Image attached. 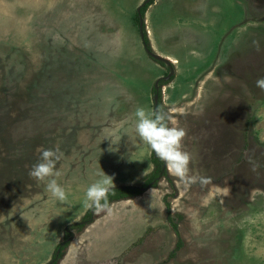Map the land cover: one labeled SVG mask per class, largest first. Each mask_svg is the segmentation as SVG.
<instances>
[{"label": "rangeland", "instance_id": "1", "mask_svg": "<svg viewBox=\"0 0 264 264\" xmlns=\"http://www.w3.org/2000/svg\"><path fill=\"white\" fill-rule=\"evenodd\" d=\"M261 77L264 0H0V264H50L61 243L57 264H264ZM157 94L211 183L179 184L139 140ZM40 149L61 154L64 201L29 176ZM103 171L141 191L110 216L83 207Z\"/></svg>", "mask_w": 264, "mask_h": 264}, {"label": "clouds", "instance_id": "2", "mask_svg": "<svg viewBox=\"0 0 264 264\" xmlns=\"http://www.w3.org/2000/svg\"><path fill=\"white\" fill-rule=\"evenodd\" d=\"M253 43L258 48V42L254 41ZM256 86L264 91V77L256 81ZM134 116L135 132L139 140L150 147L155 156L165 164L169 174L174 176L179 184L189 187L197 180L201 186L211 183V178H197L190 175L192 156L183 149V141L187 133L184 128L171 125L173 119L171 110L165 111L162 108H157L147 111L144 107H137ZM38 151H40V157L32 166L29 176L37 181L47 180V192L56 200L64 201L67 198L66 191L54 178L61 175L60 171L56 169V163L61 158L59 150L40 149ZM146 174L147 171L144 175ZM114 187V178L103 171L100 174V179L88 186L83 207L91 209L96 216L101 214L112 215L113 205L109 202L108 195ZM156 192L157 188L150 190V207L154 206Z\"/></svg>", "mask_w": 264, "mask_h": 264}, {"label": "trees", "instance_id": "3", "mask_svg": "<svg viewBox=\"0 0 264 264\" xmlns=\"http://www.w3.org/2000/svg\"><path fill=\"white\" fill-rule=\"evenodd\" d=\"M153 4V2L149 1L148 3H146V5L144 7L141 8V15L144 17L146 12H147V9L148 7ZM144 43H145V46L150 50V46H149V39L144 31ZM155 163L157 162V159H155ZM158 174V171H156L153 176L154 178L156 179L157 178V175ZM137 193H141V191L138 189V188H133V187H122V188H117V189H113L109 195H108V200L110 203L114 202V201H119V200H123V199H126V198H129L133 195H136ZM167 208H168V212H169V222L170 220H172L171 218V207L170 205H167ZM82 225H80L79 227H81ZM174 230L176 231V233H179V230H178V227L175 226L174 227ZM67 246V243H64V244H60L57 248V251H56V254H55V258H54V261L50 264H57V261L63 256V252H64V249L66 248Z\"/></svg>", "mask_w": 264, "mask_h": 264}, {"label": "water", "instance_id": "4", "mask_svg": "<svg viewBox=\"0 0 264 264\" xmlns=\"http://www.w3.org/2000/svg\"><path fill=\"white\" fill-rule=\"evenodd\" d=\"M148 2V1H147ZM146 2V3H147ZM146 3H144L143 5H141V7L139 8V13L141 11V8L144 7L146 5ZM145 18L140 14V31H141V36H142V39L144 41V28H145ZM148 53L156 60L158 61H166L165 59H163L162 57L156 55L155 53L151 52L148 50ZM170 78V77H169ZM159 89V88H157ZM158 102H159V94L156 95L155 97V103H156V109L158 107ZM113 189H116V187H114Z\"/></svg>", "mask_w": 264, "mask_h": 264}, {"label": "crops", "instance_id": "5", "mask_svg": "<svg viewBox=\"0 0 264 264\" xmlns=\"http://www.w3.org/2000/svg\"><path fill=\"white\" fill-rule=\"evenodd\" d=\"M140 210H141L142 212H140V211L138 210V207H137V211H139V212H137V213H142L145 217H148V215H146V213H145V212H146V209H143V208H142V209H140ZM147 211H149V210H147ZM133 214H134V213H133ZM133 214H132V215H133ZM148 214H149V213H148ZM147 219H149V218H146V220H147ZM131 220H132V222H136L133 218H132ZM138 221H139V220H138ZM145 222H146V224H147V221H144V223H145ZM146 226H148V224H147ZM146 226H145V227H146ZM198 229H199V223H197V230H198ZM115 254H116V253H115Z\"/></svg>", "mask_w": 264, "mask_h": 264}, {"label": "flooded vegetation", "instance_id": "6", "mask_svg": "<svg viewBox=\"0 0 264 264\" xmlns=\"http://www.w3.org/2000/svg\"><path fill=\"white\" fill-rule=\"evenodd\" d=\"M129 187V186H128Z\"/></svg>", "mask_w": 264, "mask_h": 264}]
</instances>
